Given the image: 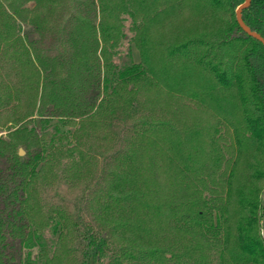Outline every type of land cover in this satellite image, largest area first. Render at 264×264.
Segmentation results:
<instances>
[{"label": "trees", "instance_id": "16d2710c", "mask_svg": "<svg viewBox=\"0 0 264 264\" xmlns=\"http://www.w3.org/2000/svg\"><path fill=\"white\" fill-rule=\"evenodd\" d=\"M243 2L0 0V264H264ZM241 18L264 38V0Z\"/></svg>", "mask_w": 264, "mask_h": 264}, {"label": "rangeland", "instance_id": "374dc122", "mask_svg": "<svg viewBox=\"0 0 264 264\" xmlns=\"http://www.w3.org/2000/svg\"><path fill=\"white\" fill-rule=\"evenodd\" d=\"M31 14H33V12H31ZM126 24H128V22ZM21 26H22V30H26V31H28L29 28H32V25H30L28 23L27 24H22ZM126 34H127V36H126L125 40L123 41V43H122V45L120 47L121 53L124 54V53H126V52L131 50V53L133 55L134 60L138 61V59H139L138 58V52H137L136 48L134 47V45L132 44V42L130 40L132 35H131V33H129V31ZM0 134H5V131L2 130L0 132ZM58 192H59V196L61 198L67 199V200H71L73 198V195H74V194L72 195V193H70L64 186H62L61 189H59ZM52 194H53L52 191L48 193V195H52ZM54 200L55 201L58 200V196L57 195L54 196Z\"/></svg>", "mask_w": 264, "mask_h": 264}, {"label": "water", "instance_id": "95a60500", "mask_svg": "<svg viewBox=\"0 0 264 264\" xmlns=\"http://www.w3.org/2000/svg\"><path fill=\"white\" fill-rule=\"evenodd\" d=\"M251 0H244V2L236 9V20L237 22L246 30L247 34H250L251 36H254L258 40H260L262 43H264V38H261L259 34L252 32L249 28H247L243 23V18H241V11L243 8L247 7L250 4ZM19 154H23V150L19 149Z\"/></svg>", "mask_w": 264, "mask_h": 264}]
</instances>
